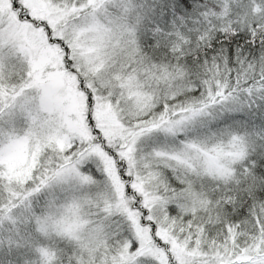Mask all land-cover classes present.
<instances>
[{
  "label": "snow or ice",
  "instance_id": "1",
  "mask_svg": "<svg viewBox=\"0 0 264 264\" xmlns=\"http://www.w3.org/2000/svg\"><path fill=\"white\" fill-rule=\"evenodd\" d=\"M0 264H264V0H0Z\"/></svg>",
  "mask_w": 264,
  "mask_h": 264
}]
</instances>
